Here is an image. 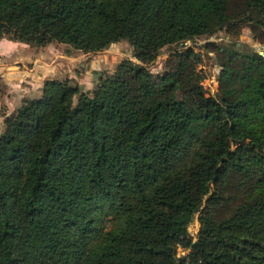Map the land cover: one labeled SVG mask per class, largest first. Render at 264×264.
<instances>
[{
    "label": "trees",
    "instance_id": "16d2710c",
    "mask_svg": "<svg viewBox=\"0 0 264 264\" xmlns=\"http://www.w3.org/2000/svg\"><path fill=\"white\" fill-rule=\"evenodd\" d=\"M227 6L0 0V37L82 51L126 39L142 61L125 59L91 94L46 79L5 118L0 264H264V50L222 46L216 95L191 47L156 77L144 64L225 26ZM247 8L264 25V0ZM232 179L241 193L225 192Z\"/></svg>",
    "mask_w": 264,
    "mask_h": 264
},
{
    "label": "rangeland",
    "instance_id": "374dc122",
    "mask_svg": "<svg viewBox=\"0 0 264 264\" xmlns=\"http://www.w3.org/2000/svg\"><path fill=\"white\" fill-rule=\"evenodd\" d=\"M227 15L228 22L226 25L213 33L162 46L152 60L144 63L150 73L154 77L163 73L170 64H173L179 51L185 47H191L200 57L196 68L202 75L201 84L205 89V93L212 95L219 93V72L222 68L220 63L223 61L227 62L229 57V54L227 55L222 50V46L264 50V25L254 23L253 19L257 18L258 14L256 10L252 12L247 8V0H228ZM250 15L253 18L250 19ZM9 41L14 40L10 39ZM20 45H25V49L21 51L24 57L18 60L22 63H16V65L9 67L8 80L17 79L19 82L23 81L24 85L22 87L31 89L27 90L29 94H24L25 96L23 95L21 98H18V95L13 93L8 96L9 93H6L9 91V86L4 81V78L0 76V135L5 130V118L17 108L23 98L39 96L46 78L66 79L73 85H77L81 91L91 94L93 87L101 78L113 74L119 64L125 59L134 63H142L135 55L133 45L126 39L112 42L106 47L94 51H82L71 44L56 40L47 42L44 45H36L24 41ZM27 56L29 59L25 58ZM7 59L10 60L12 58L8 57ZM26 76L31 77L34 83L28 85L29 82H27ZM42 81L43 83L40 84ZM77 96H74V101H76ZM233 180L228 182L225 192L228 194L241 193L238 188L231 186ZM237 201L238 198L232 203ZM227 211L228 207L225 206L219 209L221 215ZM199 226L197 212L187 226L188 235L191 238H196ZM186 251L187 249H183L181 246L178 247V254H184Z\"/></svg>",
    "mask_w": 264,
    "mask_h": 264
},
{
    "label": "crops",
    "instance_id": "0c3cea01",
    "mask_svg": "<svg viewBox=\"0 0 264 264\" xmlns=\"http://www.w3.org/2000/svg\"><path fill=\"white\" fill-rule=\"evenodd\" d=\"M9 40L10 39L7 40V38H4V37L1 38L0 37V76H2V78H4V81L9 86V91H7L6 94L9 93L8 96H10V93H13L15 95H18L17 96L18 98H21V97H23L24 94H26V95L29 94V93H27V90H30L31 88L24 89V87H22V85H24L23 81L19 82L17 79L16 80H8V78H9V72H10L9 67L16 65V63H19V64L22 63L18 60H20V58L24 57V55L22 56L21 51L25 49L24 48L25 45H20L21 43H23L21 41H16V40L9 41ZM9 54H12V55H9ZM8 57H11L12 59L6 60V58H8ZM25 58L29 59L28 56ZM11 71L14 72L12 69H11ZM21 71H23V69H21ZM17 72H19V71H17ZM14 74H16V73H14ZM27 82H29L28 85H30V83H34V80L31 77H27ZM42 83H43V81L40 84H42ZM7 106L9 107V105H7Z\"/></svg>",
    "mask_w": 264,
    "mask_h": 264
}]
</instances>
